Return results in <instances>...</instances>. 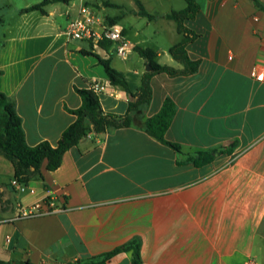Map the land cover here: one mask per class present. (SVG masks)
<instances>
[{
	"label": "crops",
	"instance_id": "0c3cea01",
	"mask_svg": "<svg viewBox=\"0 0 264 264\" xmlns=\"http://www.w3.org/2000/svg\"><path fill=\"white\" fill-rule=\"evenodd\" d=\"M44 0H0V91L15 103L26 142L57 146L82 105L78 90L94 83L106 113L124 115L131 100L112 85L87 41L68 26L86 3L109 24L124 29L129 50H93L140 87L147 59L135 46L157 53L156 62L182 69L170 48L182 39L173 11L185 0L52 2L45 12L24 9ZM200 11L185 25L198 34L187 45L199 61L191 75L154 74L153 97L135 124L90 132L64 155L61 166L20 191L14 168L0 156V260L10 264H71L138 241V264H264V82L252 75L264 67V0H197ZM113 8L112 12L108 9ZM11 11V12H10ZM170 100L175 114L165 139L138 122L156 116ZM215 153L195 165L199 153ZM59 210L24 217L37 202ZM257 243L260 246L257 249ZM134 250L105 264H136Z\"/></svg>",
	"mask_w": 264,
	"mask_h": 264
},
{
	"label": "trees",
	"instance_id": "16d2710c",
	"mask_svg": "<svg viewBox=\"0 0 264 264\" xmlns=\"http://www.w3.org/2000/svg\"><path fill=\"white\" fill-rule=\"evenodd\" d=\"M70 0H44L41 3L32 5L23 10L29 12L39 10L45 12L44 7L52 2H69ZM186 7L180 11H173L168 18L175 21L177 31L182 35V39L174 44L169 52L171 56L180 64L182 69H177L156 62L157 53L150 48L135 46L134 50L143 58L147 59L152 67V71L146 72L142 77L140 87L136 92H132L129 82L124 73L112 66L111 60L104 59L93 50L89 53L96 56L103 65L105 72L112 85L124 89L130 96L128 111L124 115H114L104 112L101 106L100 97L92 89H80L82 105L71 112L77 117L75 123L63 134L57 146H52L49 142H42L36 146H29L26 142L25 132L22 126V119L18 115L15 103L0 91V156H4L13 165L14 178L22 184H28L36 177H42V168L46 163V169L54 171L61 166L63 155L71 148L77 146L90 132L104 133L109 129L129 127L135 124V114L143 111L153 97L151 78L154 74L167 73L170 76L191 75L198 70L199 61L192 60L187 52V45L198 37V34L189 29L185 22L196 18L200 11L197 0H185ZM142 15L152 17L148 14L141 3L137 0ZM1 9V7H0ZM2 19L0 17V23ZM101 46L111 49V42H103ZM4 47V41H0V52ZM1 73V71H0ZM175 108L170 100H167L162 110L154 117L138 122L149 134L153 135L163 143L180 151V146L165 139V133L171 124ZM226 150H216L211 153H199L200 158L193 160L195 165L211 163L215 158V153ZM134 250L136 264L140 261V244L134 240L124 244L115 250L98 257L84 261H77L71 264H105L112 256ZM0 264H10L0 260ZM22 264H33L25 261Z\"/></svg>",
	"mask_w": 264,
	"mask_h": 264
},
{
	"label": "built area",
	"instance_id": "2783aa9c",
	"mask_svg": "<svg viewBox=\"0 0 264 264\" xmlns=\"http://www.w3.org/2000/svg\"><path fill=\"white\" fill-rule=\"evenodd\" d=\"M68 32L71 38L87 41L91 44L93 50H101L103 42H111L115 46V53L125 58L129 50L125 43L124 29L118 24H109L99 15L97 11L91 8L86 3H83L78 11V15L70 21ZM253 77L264 82V67L255 66L252 73ZM96 94L110 93L111 88L103 87L98 83L92 84L90 87ZM13 185L20 191L26 189L25 184L20 183L16 179L13 180ZM58 208L49 206L43 208V202L39 201L31 208L23 211L24 217H33L38 215L50 214L58 211ZM251 264H255L254 261Z\"/></svg>",
	"mask_w": 264,
	"mask_h": 264
},
{
	"label": "rangeland",
	"instance_id": "374dc122",
	"mask_svg": "<svg viewBox=\"0 0 264 264\" xmlns=\"http://www.w3.org/2000/svg\"><path fill=\"white\" fill-rule=\"evenodd\" d=\"M15 5H19L21 3V0H11ZM31 1H38V0H31ZM113 8L108 9V12H112ZM11 12V11H10ZM100 16H102L101 14H99ZM260 246L259 243H257V249Z\"/></svg>",
	"mask_w": 264,
	"mask_h": 264
},
{
	"label": "water",
	"instance_id": "95a60500",
	"mask_svg": "<svg viewBox=\"0 0 264 264\" xmlns=\"http://www.w3.org/2000/svg\"><path fill=\"white\" fill-rule=\"evenodd\" d=\"M175 62H177V61L175 60ZM146 70H147V71H152V67H151L150 64H147V68H146Z\"/></svg>",
	"mask_w": 264,
	"mask_h": 264
}]
</instances>
